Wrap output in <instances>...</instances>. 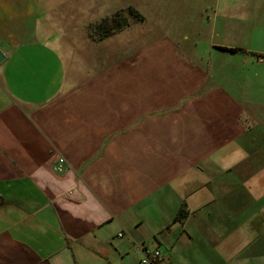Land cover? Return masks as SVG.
<instances>
[{"label": "crops", "instance_id": "1", "mask_svg": "<svg viewBox=\"0 0 264 264\" xmlns=\"http://www.w3.org/2000/svg\"><path fill=\"white\" fill-rule=\"evenodd\" d=\"M180 2L209 57L162 34L64 89L73 0H0V264H142L139 243L158 264H264V111L218 75L261 54L264 0Z\"/></svg>", "mask_w": 264, "mask_h": 264}, {"label": "rangeland", "instance_id": "2", "mask_svg": "<svg viewBox=\"0 0 264 264\" xmlns=\"http://www.w3.org/2000/svg\"><path fill=\"white\" fill-rule=\"evenodd\" d=\"M180 1L84 0L80 2V0H73V8L57 10V15L59 14L58 17L61 18L58 20L57 27H62L64 29L62 32L65 33L62 35L63 37L58 35L59 40H55L64 56L67 66L66 70H68L64 89L69 87L67 82L71 83L73 80H79L76 78L77 76L82 79V70L85 72L86 69H91L93 66L96 67L99 63V58H101L99 56H103L109 61L117 60L119 57L121 59L134 49L149 43L146 41L162 34L173 39L174 43L183 48L184 51L192 53V51H196L194 46L197 45L198 50L201 52L202 49V53H206V56L209 57L208 43L211 33L209 24L203 21L199 22L197 18L192 19L189 8L184 5H177ZM180 3L184 4V2ZM129 6L134 7L143 16L142 21L132 22L129 27L117 31L104 39L98 40L91 36L90 28H94V24L111 17L117 11L123 12L124 16L135 17L128 13L127 9ZM256 12L258 11L256 10ZM244 19L241 21L244 25L240 23L239 25H230V27L237 28L231 29L230 32L244 35L246 29L250 30L251 27L257 24L258 28L256 26L257 31L254 33L253 44L257 49H261L262 52L257 58L249 57L247 61H242L240 54L234 55V58H237L238 61L232 64V70H227L226 72L222 70L223 72L218 75L223 74L222 81H227L228 84L236 87L233 88L231 86L233 94L238 99L258 103V105L250 109L254 113L257 109L264 111V105L262 104L264 103V20L259 23L256 19L255 24V22L246 21L248 16ZM184 35L188 36L190 41H184ZM231 43L233 45L241 43L242 45L244 42H238L234 39ZM260 56H262V62L259 63ZM201 58L203 60L206 59L203 56ZM245 66L249 68L245 69ZM213 81L218 84L221 83L219 79H214ZM250 203H255L254 199L250 198ZM252 248L254 249V246L250 245L248 252Z\"/></svg>", "mask_w": 264, "mask_h": 264}, {"label": "trees", "instance_id": "3", "mask_svg": "<svg viewBox=\"0 0 264 264\" xmlns=\"http://www.w3.org/2000/svg\"><path fill=\"white\" fill-rule=\"evenodd\" d=\"M127 11H129L128 13L130 15H133L135 17L124 16L123 12L117 11L111 17H107L106 19H103L100 23L94 24L95 27L90 28L91 36L98 40L104 39L107 36L117 31H121L122 29L129 27L132 22L143 20V16L134 7L129 6ZM221 49L230 52H236L238 50H242L240 48H221ZM261 57L262 56H260L259 58ZM1 201L2 198L0 196V203ZM186 215H187V211L185 210L184 206H182L174 216L173 222L181 221Z\"/></svg>", "mask_w": 264, "mask_h": 264}, {"label": "built area", "instance_id": "4", "mask_svg": "<svg viewBox=\"0 0 264 264\" xmlns=\"http://www.w3.org/2000/svg\"><path fill=\"white\" fill-rule=\"evenodd\" d=\"M262 60V58H259ZM52 170L56 173H63L66 170V160L60 156L56 159L52 166ZM119 236L121 233L118 234ZM136 253H141L142 258L140 262L142 264H158L162 259V253L158 248H147L143 244H136L134 247Z\"/></svg>", "mask_w": 264, "mask_h": 264}, {"label": "water", "instance_id": "5", "mask_svg": "<svg viewBox=\"0 0 264 264\" xmlns=\"http://www.w3.org/2000/svg\"><path fill=\"white\" fill-rule=\"evenodd\" d=\"M4 56L3 54L0 52V62L3 60Z\"/></svg>", "mask_w": 264, "mask_h": 264}]
</instances>
